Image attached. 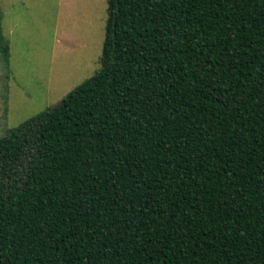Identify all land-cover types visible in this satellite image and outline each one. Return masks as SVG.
Here are the masks:
<instances>
[{
	"label": "trees",
	"instance_id": "trees-1",
	"mask_svg": "<svg viewBox=\"0 0 264 264\" xmlns=\"http://www.w3.org/2000/svg\"><path fill=\"white\" fill-rule=\"evenodd\" d=\"M0 264H264V0H106L98 70L0 137Z\"/></svg>",
	"mask_w": 264,
	"mask_h": 264
},
{
	"label": "rangeland",
	"instance_id": "rangeland-1",
	"mask_svg": "<svg viewBox=\"0 0 264 264\" xmlns=\"http://www.w3.org/2000/svg\"><path fill=\"white\" fill-rule=\"evenodd\" d=\"M10 3L0 7V137L98 70L106 17V0Z\"/></svg>",
	"mask_w": 264,
	"mask_h": 264
},
{
	"label": "crops",
	"instance_id": "crops-1",
	"mask_svg": "<svg viewBox=\"0 0 264 264\" xmlns=\"http://www.w3.org/2000/svg\"><path fill=\"white\" fill-rule=\"evenodd\" d=\"M2 1H4L3 3H2ZM0 7L2 6V5H6V6H8V7H10L11 6V3H10V0H0ZM1 9V8H0Z\"/></svg>",
	"mask_w": 264,
	"mask_h": 264
}]
</instances>
